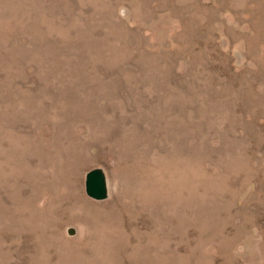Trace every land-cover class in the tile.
<instances>
[{"label": "rangeland", "instance_id": "1", "mask_svg": "<svg viewBox=\"0 0 264 264\" xmlns=\"http://www.w3.org/2000/svg\"><path fill=\"white\" fill-rule=\"evenodd\" d=\"M0 264H264V0H0Z\"/></svg>", "mask_w": 264, "mask_h": 264}, {"label": "water", "instance_id": "2", "mask_svg": "<svg viewBox=\"0 0 264 264\" xmlns=\"http://www.w3.org/2000/svg\"><path fill=\"white\" fill-rule=\"evenodd\" d=\"M85 187L87 195L95 200H104L108 196L107 178L98 168L87 173Z\"/></svg>", "mask_w": 264, "mask_h": 264}]
</instances>
